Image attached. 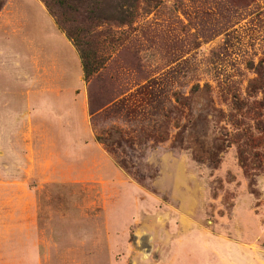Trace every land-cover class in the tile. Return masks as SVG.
I'll list each match as a JSON object with an SVG mask.
<instances>
[{
    "label": "rangeland",
    "instance_id": "374dc122",
    "mask_svg": "<svg viewBox=\"0 0 264 264\" xmlns=\"http://www.w3.org/2000/svg\"><path fill=\"white\" fill-rule=\"evenodd\" d=\"M66 1L102 64L77 130L0 66V224L35 264H264V0Z\"/></svg>",
    "mask_w": 264,
    "mask_h": 264
},
{
    "label": "crops",
    "instance_id": "0c3cea01",
    "mask_svg": "<svg viewBox=\"0 0 264 264\" xmlns=\"http://www.w3.org/2000/svg\"><path fill=\"white\" fill-rule=\"evenodd\" d=\"M0 66L13 70L11 78L23 85L24 99L49 100L53 106L69 102L76 130L80 129L82 94L75 101L69 98L82 85L79 60L38 0L2 1ZM73 67H79L74 77ZM34 245V224H0V264H35Z\"/></svg>",
    "mask_w": 264,
    "mask_h": 264
},
{
    "label": "trees",
    "instance_id": "16d2710c",
    "mask_svg": "<svg viewBox=\"0 0 264 264\" xmlns=\"http://www.w3.org/2000/svg\"><path fill=\"white\" fill-rule=\"evenodd\" d=\"M38 1L44 6L48 15L50 17H54L55 19L54 22L57 29L63 32L65 39L68 42H70L72 48L76 52L80 64L82 79L83 82H86L87 79L100 68L102 63L95 51V44L84 38L83 35V33H85L84 30L82 31L79 28L71 29L67 27L69 23H73V22L68 17L63 16L64 11L68 9L73 13H75L77 11L76 7L70 6L68 1L66 0H38ZM91 1L94 0H71V2L74 3L75 5H81L84 2L90 3ZM53 6H55L59 10L58 15L54 13L52 9ZM94 19L96 20L97 18ZM96 141L98 140L96 139Z\"/></svg>",
    "mask_w": 264,
    "mask_h": 264
}]
</instances>
